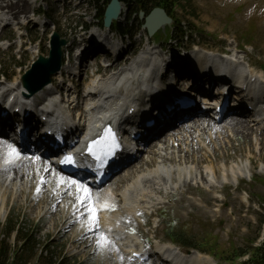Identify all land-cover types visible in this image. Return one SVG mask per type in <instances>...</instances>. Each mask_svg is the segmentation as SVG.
<instances>
[{"label": "bare ground", "instance_id": "obj_1", "mask_svg": "<svg viewBox=\"0 0 264 264\" xmlns=\"http://www.w3.org/2000/svg\"><path fill=\"white\" fill-rule=\"evenodd\" d=\"M34 1L0 0V25H5L7 22L14 24L13 21L29 19L32 13L27 16L23 11L31 8V10L34 11ZM17 12L19 14L15 15ZM15 17H18V19L15 20ZM44 26L46 27L47 25ZM104 30L102 35L104 36L105 33L110 36L109 31L107 29ZM97 37H101V34L96 33V30L91 31L90 36L85 34V37H83L82 35L77 41L80 53L76 56H73L76 54L73 53L74 48H69V43L65 44L62 50L67 57L64 59L61 69L51 78V81L36 92L33 97L37 99L42 97L44 101L49 100L52 103L53 100L57 101L56 98L58 94L64 91L66 94L72 96L71 100L65 101V97L61 95V103L67 106L69 111L75 109L73 106L75 94L83 99V107L85 108L87 105V98L83 96L84 91L82 93L80 92L83 81L82 79L77 82L72 80L76 75L74 76L69 65L75 57H77V60L82 59L84 61V63L82 62L83 64H86L85 61L87 62V60L93 61L92 57L85 60V58L89 57V54H87L88 56L84 55V57H80L83 52L87 51L86 48L83 47H88V45L91 46L93 43L98 45ZM18 38L20 39V37ZM83 38H87L89 42L80 45V40ZM111 38L113 39V37ZM1 39L2 33L0 32V40ZM113 47H119V42H113ZM160 47L165 46L159 45V51H153L152 49L142 51L141 58L138 61L133 59L131 62H128L129 59H126L129 64L132 63L133 65L117 67L113 73L106 77L96 76V74L92 72L88 77L91 78L93 75V77H96L90 80L88 78L89 81L83 85V90L90 86L99 87L102 90H110L111 87L118 88L120 83L119 99H117V103L112 107V112L116 114L124 113L129 108V106L125 107L126 104L132 100L139 101L143 99L140 93L145 84L153 92H157L158 86L152 78V71L158 64L162 67V62H157L159 55L156 54V52H161ZM28 49L33 56L41 55L37 44L36 47L32 46ZM90 54H93L96 60L97 56L101 55L98 50ZM195 55L198 57L197 62L199 64H205L207 63L206 58L213 56V52H204V50H201L195 53ZM119 57L113 63H118L124 56L120 55ZM233 57L239 60L238 66H234L232 62ZM170 58L174 60L173 55ZM222 58L229 62L227 69L232 72L240 82L251 84L260 79L264 82V73L255 71L251 68L252 64L250 62V65L246 62V65H243L241 58L236 55H231L230 57L222 56ZM171 66H175L176 72L180 76H185V74L188 73V71L183 70V63L179 60ZM238 67H241V70L245 71L246 75H242V73L239 74ZM83 68L82 65L79 71H83ZM69 73H71V79L68 76ZM17 74L18 76H14L10 81V85H5L0 81V89L5 93L3 94L4 97L14 95L15 92L22 87L21 80L19 79L21 72L18 71ZM65 81H68V84L63 88L62 86L63 84L65 86ZM216 93L210 92L208 93V97L213 95L218 96ZM193 95L194 94L190 97ZM234 99H237V97H234ZM192 110L190 114L177 116L176 120L170 124L165 123L164 120H158L156 123L161 128L160 133L153 134L149 138L151 140L144 139L142 141L144 144H141L142 148H139L141 152L147 151L146 153H149V160H143L142 165L140 164L135 172L125 174L120 179L114 181L111 179L106 186L99 185L97 188L84 185L82 182L76 180L75 177H72L74 182L73 180L71 182V180L66 179V177H62L64 174L43 158L33 160L25 158L24 149L20 147L13 148L10 142H7L8 137H5L7 136L6 131H4V134L0 132V218L6 212L5 207L8 201H11L14 196L17 200L13 199V203H18L22 206H28L30 204V201L27 203V198L31 196L35 202H39L38 205H33L31 212H34L36 217L47 215L49 221H51V225L46 232H49L51 228L60 222V214L62 212L64 213L62 218V231H67L72 226H76L74 229L76 228L78 234L76 235L77 237L74 236L75 243H79V241L81 242L82 240L83 242H81V244H85L86 248L96 243V249L97 243L101 245V240H103L108 249L115 244L116 248H113L117 252L123 251L121 242L127 244L130 240L129 237L123 236L118 246L117 244L119 241L113 238V233L116 231L119 235H122L124 231H130L129 228L125 227L126 225L124 223L129 222L130 217L133 218L135 214H137V209H149L153 200L156 199L159 201V199H162V196L158 195L160 191L175 189V186H179V188L182 186L185 187L187 186V182L199 178L203 180V183L206 184L205 186L208 187V191L211 192L214 190L213 185L216 183L215 180L217 179L219 170L221 174L228 172L231 176H233V174H240L242 168L239 165L225 170L226 168H224V165L221 164V166L217 167L213 160L211 161L209 159L210 156H213L215 161H224L236 156L235 153H237L238 149L233 147V140H238V138L244 140L248 143L249 149H251V147H260L259 153L255 157L258 160L262 159V150L264 151V121L257 123L253 120L246 119L244 115L237 116L230 114L226 118V121L219 124L220 126L217 125L219 126L217 127L214 122L216 120L211 118L213 109L210 114L203 112L199 107ZM81 111L82 114L85 112L87 113V108ZM64 115V119L70 116L68 112H65ZM78 115L79 112L76 113V116ZM195 115L197 117H194ZM110 118L111 114L106 113V115H100L92 124L91 122L89 123L88 129L90 130V125L96 128L102 121H109ZM222 118L223 115L220 114L218 119ZM227 119L229 120L227 121ZM162 128H164L163 131ZM169 130V134H165V131ZM103 135L104 133L102 132L101 136L92 140L94 145L99 146L97 150L102 148L101 144L104 146ZM253 136L255 139H253ZM155 139L158 143L149 145L151 143L149 141H154ZM89 144L90 143H88V145ZM228 149L234 152L229 153L227 152ZM154 156L160 160L153 161ZM139 159L141 160V154L137 155L134 162ZM248 160L251 161L252 158L248 156ZM172 163L173 165H170ZM201 163L204 164L201 165ZM152 164H154L152 167L147 168ZM191 164L194 165V168ZM129 167L130 166L119 173L125 172ZM10 172L12 173L11 176ZM113 178L116 177L113 176ZM149 187H153L154 190ZM187 189L189 190V188ZM36 193H39V195H35ZM89 200L92 202L91 207L89 206ZM124 201L128 204L123 205L122 202L124 203ZM189 201L193 202V200ZM207 201H209V199H207ZM43 203L47 204V208L42 207ZM31 208L32 207H30V209ZM112 208H115L114 212H111ZM67 211H69V213ZM121 214L125 220L124 223L121 221V223L118 222V218H120ZM86 237H91L89 242L84 240ZM159 244L161 243L155 239V246L157 247ZM182 252L184 256L189 257L187 259L189 264H215L210 261L208 257L200 253L193 252L187 254L184 250Z\"/></svg>", "mask_w": 264, "mask_h": 264}, {"label": "rangeland", "instance_id": "obj_2", "mask_svg": "<svg viewBox=\"0 0 264 264\" xmlns=\"http://www.w3.org/2000/svg\"><path fill=\"white\" fill-rule=\"evenodd\" d=\"M56 1L57 0H38V3L36 4V7H38L43 12V14L51 18L52 22H54L55 25H53V27H56L55 29H52V26L49 25V28L48 26H46L45 29H48L42 33L41 28L39 27L33 28L31 26L27 28L29 37L34 38L33 43L30 47H36L37 44L38 50L43 56L47 55L48 53V40L49 35L52 31L56 30L59 35L66 38V44L69 43V48H74L78 47V44L76 41L77 37L74 36L73 30L80 31V24H84L86 25L89 32L95 30V26L99 23V21L97 20L98 9L89 0H68V3L70 5L68 7V3H64L65 9L60 4H58L59 6L56 7ZM173 1H175L176 6L174 10L171 11V15L174 16L176 20L182 22L187 28L190 29V31L187 32L188 37L185 39H181L179 31L169 33V30L166 29L164 33L162 31H159L154 43L151 44L150 47H148L145 44L147 42V39L143 36L144 29L141 28L138 34L131 38L132 48H141L143 49V51L146 50L145 48L156 49L157 45L160 43L167 46L175 45L176 43L181 48V46L185 45L190 46L191 42H204V44H207L212 47H217L222 44L223 47L229 46L231 47V49H233L234 45L236 44V46H240L243 52L245 51L246 53L244 54L243 52H236V54L241 56L240 58L242 60L243 65H246V63L248 64L245 57L243 56L247 54V59L250 58L251 60H249L252 61L254 64L264 65V0ZM78 4H80L79 7L75 8L74 6ZM34 5L35 4H33L34 11H32L31 8L23 12L26 13L27 16L31 13L36 12L37 9ZM16 14L19 13L17 12L15 13V15ZM16 19H18V17H15V20ZM127 20L129 21L128 23H126ZM41 21H47L49 23L48 18L44 19L42 17ZM120 21L124 24V27H126L127 25L126 28L130 31H133L138 28L140 22V20L133 19L132 15H130L128 11L124 12V15L121 17ZM4 33L7 36L12 37L14 42V40L16 39L15 32H12V30L10 29H6ZM100 34L102 35L103 33ZM169 35H171V37L173 38L171 42L165 41V37ZM110 36L104 33L105 39H112V36ZM83 37H85V35H83ZM125 39L126 38H123L125 43L124 45L127 46L129 41H125ZM119 40H122V38H120ZM246 41L250 42V44L245 45ZM85 42H89L87 38L81 39L79 44H86ZM201 46L203 47L202 44ZM202 47L201 49L204 50V52L212 51L213 55H215V50H213V48L204 46L206 48L204 49ZM28 48L29 47H25L24 49L27 51H22L21 54L17 52L16 46L9 50H4L0 48L1 71L6 75H9L12 79L14 76H18V71H20L22 74V72L28 69L33 60H35V58L37 57L36 55L33 56ZM83 48H86L87 51L83 52L80 58L84 57V55L96 52L98 47L97 44L95 45L93 43L91 46L88 45V47ZM165 48L166 47H160L161 52H156V54L159 55V57L163 58V60V52H165ZM201 49L199 51H201ZM76 55L77 53L73 56ZM230 56L231 55L226 57ZM75 59H77V57H75ZM121 59L118 63H113V67H116L114 68L115 70L117 69V67L122 65ZM127 60L124 61V66L133 65L132 63L129 64V60L128 62ZM85 63L87 62L85 61ZM95 69V66L86 67L85 69H83L82 73L85 74L84 78H87L89 75L92 74V72L94 73L93 70ZM21 74L19 76V79L21 77ZM70 74L71 73H69L68 76L71 79ZM93 76L91 78L96 77ZM91 78H89V80ZM0 80H3V77H0ZM72 80L77 81L76 77ZM89 80H87V82ZM85 83L83 82L81 86L83 87ZM66 85L67 84L65 83V86L63 84L62 87L64 88L66 87ZM3 94L5 93L2 92L1 95L3 96ZM228 120L229 119H227V121ZM214 122L216 126L219 125V121ZM168 132H170V130L165 131V134H167ZM253 139H255L254 136ZM149 142H151L149 145L158 143L156 139L154 141L152 140ZM232 144L234 148L238 149L237 153H235L236 156L228 158L224 161H215L213 156L209 157V159L211 161L213 160L217 167L221 166V164L224 165V168H226L225 170H228L229 168H234L237 165L242 168L239 175L233 174V176H231L228 172L221 174L220 170H217L218 173L217 179L215 180L216 182H219L220 175H223L224 178L226 176V179L229 180V187L225 188V199L224 202L221 204L225 206L224 209H230V207L232 209L233 206L230 215H226L227 212H224L223 215H217L218 217L210 216L208 218L202 210H194L191 215L186 216L185 212L191 211V209L187 207V203L189 206H193L194 201L192 202L188 200L189 202H187L182 200L181 202H179L178 200L180 198H186L185 196L181 197V194L177 193L173 197L174 200H171V205L166 203H155L156 207H163L162 209L159 208L160 210L158 209L156 211V215L151 219V224H158L159 227L158 229L152 230V232L158 238H161L159 240L157 237H154L156 241L160 243H162V239L165 241H169L165 235V224L163 223V220L173 219L176 225L180 227L185 226L186 228H188V234L200 241L197 243L206 242V244L213 245L214 248H216L214 249L215 253L213 257L218 258L219 260H213V258L210 259L209 256L205 255V253L204 255H201L208 257L210 261L214 262L215 264H227L221 260L223 259V255L225 253L224 251L227 250L231 244L235 245L236 247H244L248 245L251 241H260L262 238H264V225L259 226V219L264 217V151L262 150V159L258 160L255 156H257V154L259 153L258 151L260 147H251V149H249L248 143H246L240 138H238V140H233ZM146 152L147 151H144V153L141 154V160H137V164L136 162H134L125 172L119 173L117 176H115L116 178H113L112 181L120 179L125 174H131L132 172H135L139 165H142L143 160L148 161L150 156L149 153ZM227 152L233 153L234 151L228 149ZM248 156L252 158L251 161L248 160ZM153 158V161L160 160L155 158V156ZM173 163L170 165H173ZM203 164L204 163H201V165ZM153 165L154 164L150 165L147 168H150ZM192 166L194 167V165ZM246 171H250L249 175H247L246 178L241 179V181H238L237 183L235 179L241 176L242 173L245 174ZM11 175L12 173L10 172V176ZM62 177H66V179L71 180V182L73 180L64 175ZM194 180H196L197 183L201 179L198 178ZM201 182L203 183V180H201ZM220 182H222V180ZM188 183L189 182H187V186H182L180 189L186 188V190H188L187 188H189V190H191ZM236 186L237 190H235ZM176 187L179 188V186H175V188ZM149 188L154 190L153 187ZM169 190L173 189H167V191L159 190L160 192L158 193V195L162 196L163 199L167 194H169ZM197 190L202 189L200 186H197ZM244 191H246L247 195H249L250 197L249 207H243L241 208V210H239V212H237L236 208L234 207L238 206L240 203V200L237 198V196L242 197L244 194H246ZM197 194L198 193H196V195ZM35 195H39V193H36ZM168 197L172 198L170 195H168ZM13 199L17 200L15 196L12 198V200ZM162 199H159V201H161ZM207 199H209V201H207ZM12 200L8 201L5 207L6 212L0 218V244L5 245L7 249L9 248L10 255L14 256L13 262L18 257L19 259L22 258V261L18 262L19 264H57L58 261H60L61 259L63 264H141L136 261L134 262L132 260H129L127 255L122 254L123 251L117 252L114 249L116 248L115 244L109 247L108 249L103 240H101V245L97 243L96 249V243L92 244L88 248L85 247V244H81V242H83L82 240L81 242L79 241V243H75L74 236L78 234L76 232V228L74 229V227L76 226H72L67 231H62V218L64 215V213L62 212L60 214V222L56 224L53 228H51L49 232H46L48 227H50L51 225L49 217L47 215L43 217H36L35 213L31 212V210L33 209V205H38L39 202H35L31 196L27 198V203H29L30 201V204L28 206H22L18 203L14 204ZM195 200L197 203H201L200 197L198 195L195 197ZM204 200L208 208H210L214 203V200L211 199L209 195H205ZM91 204L92 202H90L89 200L90 207ZM30 207L32 208L30 209ZM42 207L47 208V204L43 203ZM67 212L69 213V211ZM157 216H161V218H159V221H157V218H155ZM236 217L238 218L236 221L228 222V219L233 220V218ZM10 221L14 223L13 225L18 226L16 227L18 228L17 233L15 231H8L7 224ZM128 223L130 222L124 224L126 225ZM127 228L132 231L131 226H128ZM133 229L139 230L140 234H142L143 236H145L147 233L146 227L136 226ZM23 235L31 236L32 244L28 250L27 247L19 248V246H21L20 238H22ZM91 237H86L84 240L89 242ZM186 250L189 254L193 253V251L195 252L194 249L186 248ZM51 256L55 257L51 258Z\"/></svg>", "mask_w": 264, "mask_h": 264}, {"label": "water", "instance_id": "obj_3", "mask_svg": "<svg viewBox=\"0 0 264 264\" xmlns=\"http://www.w3.org/2000/svg\"><path fill=\"white\" fill-rule=\"evenodd\" d=\"M121 4L119 0H110L104 13V24L109 26L112 20L119 15ZM170 19L165 18L163 10L155 8L145 20V26L158 28L163 24H169ZM65 44V40L59 39V36L54 33L50 39V53L48 58L39 56L32 64L31 68L22 75L24 86L32 93L41 89L46 85L50 78V74L57 71L60 67L61 46Z\"/></svg>", "mask_w": 264, "mask_h": 264}, {"label": "trees", "instance_id": "obj_4", "mask_svg": "<svg viewBox=\"0 0 264 264\" xmlns=\"http://www.w3.org/2000/svg\"><path fill=\"white\" fill-rule=\"evenodd\" d=\"M128 9H133L135 14L139 12L140 10L149 12L153 7L158 6L163 8L165 11L170 8V4L168 0H120ZM93 4L95 5L96 8H98V18L100 19V22L102 23V16H103V11L106 6V4L109 2V0H92ZM117 29L121 30L120 25H117ZM14 223L10 221L7 225L8 229L12 230L14 228ZM172 229V228H171ZM174 235H176L179 240H181L184 244H190L189 238L184 237L181 235V233L176 232L174 230L172 232V235L170 237L172 239H175ZM21 246L19 248H25L27 247V250L30 248L32 242H31V237L29 235H23L22 238H20ZM194 246V245H193ZM208 250H212L213 248L210 246L208 247ZM240 253H244L245 251L241 252V249L239 250ZM250 259L249 262L252 264H264V244L263 246L259 248H250L248 249ZM15 253V252H14ZM52 256L51 258H53ZM13 255H10L9 250L5 247V245L0 244V264H19L18 262L22 261V258H16L15 261L13 262ZM57 264H63L62 259L58 261Z\"/></svg>", "mask_w": 264, "mask_h": 264}]
</instances>
